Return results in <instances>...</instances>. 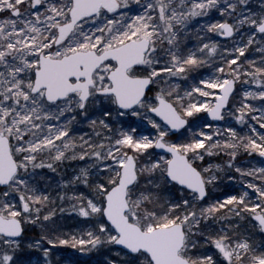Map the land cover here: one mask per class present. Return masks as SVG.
Wrapping results in <instances>:
<instances>
[{
    "label": "snow or ice",
    "instance_id": "obj_1",
    "mask_svg": "<svg viewBox=\"0 0 264 264\" xmlns=\"http://www.w3.org/2000/svg\"><path fill=\"white\" fill-rule=\"evenodd\" d=\"M58 246L264 264V0H0V264Z\"/></svg>",
    "mask_w": 264,
    "mask_h": 264
},
{
    "label": "rangeland",
    "instance_id": "obj_2",
    "mask_svg": "<svg viewBox=\"0 0 264 264\" xmlns=\"http://www.w3.org/2000/svg\"><path fill=\"white\" fill-rule=\"evenodd\" d=\"M223 39V38H218ZM209 71L208 67L201 68L198 70L199 73H205ZM192 75H197V73H193ZM203 115V114H202ZM128 123H132L133 125L136 123L137 118L135 117H125L124 118ZM238 131H247L243 126L236 125ZM141 128L148 134L151 132V126L148 125L146 122L141 125ZM259 128V125H257ZM259 157H256V161H259ZM241 162H245L247 160L246 154L241 155L239 157ZM56 179H59V176H56ZM227 185V188L225 187ZM241 185L238 180L228 181L227 179L224 180V183L221 184L219 187L211 189V194L213 197H220L224 192H232L241 191ZM251 191V190H249ZM65 224L66 229L77 230L76 221L72 219H68L66 221H61ZM39 228H36L35 231H30L28 233L29 236L38 235ZM112 253H108L106 249L101 250H92L87 252H80L78 249H73L69 246H58L57 250L53 253V260L57 261L58 264H104L106 258ZM37 258L36 255L32 256V259L35 260Z\"/></svg>",
    "mask_w": 264,
    "mask_h": 264
},
{
    "label": "water",
    "instance_id": "obj_3",
    "mask_svg": "<svg viewBox=\"0 0 264 264\" xmlns=\"http://www.w3.org/2000/svg\"><path fill=\"white\" fill-rule=\"evenodd\" d=\"M157 151H159V150H157Z\"/></svg>",
    "mask_w": 264,
    "mask_h": 264
}]
</instances>
